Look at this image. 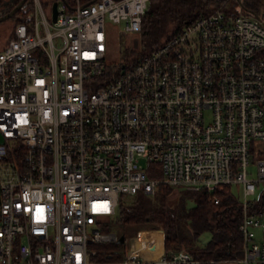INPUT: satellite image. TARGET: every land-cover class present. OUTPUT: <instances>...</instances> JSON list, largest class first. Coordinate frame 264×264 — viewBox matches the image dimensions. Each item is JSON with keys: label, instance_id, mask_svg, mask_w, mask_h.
<instances>
[{"label": "built area", "instance_id": "built-area-1", "mask_svg": "<svg viewBox=\"0 0 264 264\" xmlns=\"http://www.w3.org/2000/svg\"><path fill=\"white\" fill-rule=\"evenodd\" d=\"M148 1L32 0L0 48V264H92L89 245L117 241L103 230L120 198L160 185L239 186L241 256L220 263L264 264V204L250 208L264 189V29L214 0L135 65L108 64L107 23L139 41ZM115 264L205 263L177 250Z\"/></svg>", "mask_w": 264, "mask_h": 264}, {"label": "trees", "instance_id": "trees-1", "mask_svg": "<svg viewBox=\"0 0 264 264\" xmlns=\"http://www.w3.org/2000/svg\"><path fill=\"white\" fill-rule=\"evenodd\" d=\"M19 1L21 0H8L1 15L10 11ZM53 1L42 0L45 8ZM259 1L261 0H237L246 11L256 10ZM231 2L234 4L236 0H230L228 4ZM215 8L214 0H149L140 22L142 53L134 55L132 59H128L127 55L123 67L135 65L141 55L153 52L185 25L209 14ZM31 9L32 0H26L12 17V28L19 23H29ZM259 157H264V153H260ZM159 176L160 174L156 177ZM232 187L220 185L211 191H188L160 185L152 195L139 191L135 195L121 197L127 198V201L121 203L119 200L114 220L124 226L148 225L160 228L163 231L166 255L171 251L185 250L205 264L237 259L241 256L242 249V238L238 230L242 207L241 200L234 195ZM251 202V209L262 206L264 189H259ZM103 231L108 232V228ZM203 233H208L210 239L201 245L199 237ZM92 247L98 249L102 245ZM98 258V263H110L121 261L122 256L101 254Z\"/></svg>", "mask_w": 264, "mask_h": 264}, {"label": "rangeland", "instance_id": "rangeland-1", "mask_svg": "<svg viewBox=\"0 0 264 264\" xmlns=\"http://www.w3.org/2000/svg\"><path fill=\"white\" fill-rule=\"evenodd\" d=\"M8 0H0V15L1 13L6 9L5 3ZM230 1V0H229ZM232 4V5H231ZM217 6V3L215 2V7ZM226 11L240 14L243 13L247 16H249L253 21H255L258 25H260L264 29V1H259V7L256 8V10L246 11L242 9V6L237 2L233 4L232 2L227 4L225 7ZM14 23V18H11V20H5L0 22V48L4 46L6 43L10 32L12 30V26ZM117 27L115 25H111L110 23H107V29L110 31L108 44H107V53L105 56V60L108 64H115L120 63L123 64L126 60V56L128 55V59H132L134 55H138L142 53V46L140 40L136 42L135 35H129V36H121L119 37V40H116V29ZM254 147L256 149H259L261 151H264V143L259 142L255 143ZM253 159H251L250 167L248 168L249 176L254 177V167H253ZM139 164L141 167L145 170L146 175L148 178L156 177L159 174H161V167L157 162H150L145 158H141L139 161ZM232 191L234 195L242 200V191L239 186H233ZM173 192L176 193V190ZM258 191L256 192L257 196ZM254 196V197H256ZM127 197V196H125ZM127 201V198H120L121 203H125ZM108 232L114 233L117 237V239L120 236H124V238L127 240L129 237L132 236L135 237L136 228L134 226H124L121 223L114 220V217L111 218L110 222L108 223ZM210 239V235L208 233H203L199 237V242L201 245L205 244ZM125 240V243L118 244L117 242L113 243H106L102 245L101 248L94 249L92 245L88 246L89 249V262L91 263H98L99 258L101 254L109 255V254H115V255H121L122 260H124L127 251L129 249L127 240ZM142 241L136 240V242L132 241L133 247L135 249H141L145 250L146 247L141 244ZM145 252V251H144ZM96 254V256H95ZM119 262V261H118ZM117 262H113L112 264H115ZM103 264V263H102ZM219 264H229V263H219Z\"/></svg>", "mask_w": 264, "mask_h": 264}, {"label": "crops", "instance_id": "crops-1", "mask_svg": "<svg viewBox=\"0 0 264 264\" xmlns=\"http://www.w3.org/2000/svg\"><path fill=\"white\" fill-rule=\"evenodd\" d=\"M261 152L264 153V151ZM134 227L136 228L135 237L133 238L132 236L129 237L128 238L129 240L127 239L128 241L124 238L123 243H125L126 240L129 247L126 257H139L147 261L160 260L165 253L163 247V231L160 228L152 227L148 225H137ZM136 240L142 241L141 244H143L146 247V249L145 250H142V248L135 249L133 247L132 241L136 242ZM103 264H111V263H103Z\"/></svg>", "mask_w": 264, "mask_h": 264}, {"label": "water", "instance_id": "water-1", "mask_svg": "<svg viewBox=\"0 0 264 264\" xmlns=\"http://www.w3.org/2000/svg\"><path fill=\"white\" fill-rule=\"evenodd\" d=\"M26 0H21L19 1L10 11H8L7 13L0 15V22L8 20L10 18H12L22 7V5L25 3ZM64 1V0H63ZM95 0H89V3L94 2ZM52 10V21L55 22L56 20V2H54L52 4L51 7ZM118 244H122L124 242V237L120 236L117 241Z\"/></svg>", "mask_w": 264, "mask_h": 264}]
</instances>
